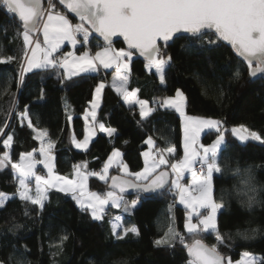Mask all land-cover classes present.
I'll use <instances>...</instances> for the list:
<instances>
[{
    "label": "trees",
    "instance_id": "trees-1",
    "mask_svg": "<svg viewBox=\"0 0 264 264\" xmlns=\"http://www.w3.org/2000/svg\"><path fill=\"white\" fill-rule=\"evenodd\" d=\"M53 2L57 11H63L55 0ZM67 15L74 24L80 22L78 18ZM18 30L22 31L18 21L0 8V56L17 58L10 63H0V127H4L7 119L9 127H4V131L14 130V140L9 149L13 162H18L21 154L37 150L40 145V141L34 139L36 133L28 128L25 121L22 126L15 114L23 112L26 106L32 123L38 130L46 129V138L54 141V172L60 177L72 179L76 165L82 166L87 173H99L114 149L121 152L130 172H138L143 167L145 139L150 136L160 147L165 146L162 137L170 139L177 147V158H182L177 113L160 108L142 121L137 108L126 107L109 85L102 91L95 122L116 129L115 135L98 133L85 151L75 150L71 137L78 140L83 137L82 116L103 78L99 73L65 78L58 67L24 73L21 64L26 67L27 62L21 59L24 46L22 37L17 36ZM206 41L207 37L197 40L180 36L168 44L166 54L171 55L172 63L166 68L165 84L159 82L154 72H147L145 61L134 55L130 63L129 89L138 88V97L149 101L150 107L154 99L159 102L164 97L173 96L179 89L187 98V115L224 121L227 129L244 125L264 138V76L251 80L248 64L239 59L231 47L223 42L220 46L209 45ZM103 46L104 41L92 34L87 44L90 52L95 53ZM113 47L123 48L119 42ZM68 50V47H63L60 55ZM237 69L241 72L238 80L233 76ZM108 75L109 72L105 71L106 80ZM21 79L18 86L17 81ZM9 110H13V114L6 117ZM213 135L209 132L204 140L208 141ZM4 139L6 136L0 135V155L6 151ZM226 140L228 148L223 155L230 157V166L235 168L237 162L241 169L251 165L257 187L264 189V144L240 142L229 130ZM84 162H87L86 168ZM160 170L171 175L167 165ZM117 175H121L117 168L110 171L107 181L89 175L88 189L104 194L110 190L111 176ZM238 187L239 181L231 171H226L214 181L216 198L223 195L226 202L225 208L218 213L219 230L234 234L237 228L243 230L259 226L264 231V203L251 210L242 206L236 196ZM18 189L11 165L0 170V192L13 195L0 209V261L4 264H17V261L21 264H114L116 261H127V264H186L189 259L186 249L179 243L173 247H158L153 243L164 233L167 207L174 197L172 192L165 190L162 195L125 197L138 199L124 225H135L139 236L129 234L125 239L117 240L111 234L106 216L102 221L93 220L89 211H82L70 195L49 189L41 210L37 205L21 201L17 196ZM258 199L264 201V191L259 193ZM25 209L28 216L24 215ZM174 213L178 231L190 244L193 238L184 231L183 225L186 211L175 205ZM14 224L21 227L10 231ZM64 234L68 239L60 251L56 245ZM226 242L231 244V241ZM204 243L208 246L216 243L214 236L206 235ZM219 250L233 261L239 259L244 251L264 259V237L250 242L237 239L232 249L221 246ZM53 252L59 254L54 257Z\"/></svg>",
    "mask_w": 264,
    "mask_h": 264
},
{
    "label": "snow or ice",
    "instance_id": "snow-or-ice-1",
    "mask_svg": "<svg viewBox=\"0 0 264 264\" xmlns=\"http://www.w3.org/2000/svg\"><path fill=\"white\" fill-rule=\"evenodd\" d=\"M59 4L79 19V23H73L63 11L56 10L53 0H48V8L42 5V0H0V8L7 14L17 17L21 22L22 31H17V36L22 37L24 50L21 56L26 60L27 66L21 64L24 73L35 69L63 68L65 76L79 75L81 72L98 71V65L105 69L115 66L113 76V88L127 104L139 105L140 117L143 121L150 114L160 108L174 109L179 113L183 131V157H178L177 147L170 139L165 140V146L156 145L153 137H149L145 143L149 148H155V152L145 151V167L140 172H129L128 166L120 160L121 153L114 149L105 162L102 172L82 173L76 170V179L69 180L53 174V157L51 150L54 141L44 142L48 135L46 129L38 130L31 119V113L27 106L23 112H16L17 118L23 126L28 121L30 128L36 135L34 139L41 141L39 149L40 159H34L33 152L20 155L18 162H13L10 152L14 140V130L5 132L4 127H9L7 119L4 127H0V135L6 136L3 146L6 151L0 155V170L8 165L13 169L14 179L18 180L19 199L37 205L41 210L44 201L48 198L47 191L54 188L58 192L71 194L82 211H90L93 220L102 221L107 214V208H121L131 214L138 203L137 200L127 201L119 193H124L127 188L139 193H157L162 195L165 190L175 192L173 202L168 205L167 230L163 236L153 241L155 246L173 247L179 243L184 246L189 259L186 264H264V259L251 256L244 251L240 258L233 261L230 256L220 252V247L232 249L237 239L243 242L256 240L264 237V231L259 226L249 227L243 230L237 228L235 233L221 232L218 226V213L226 206L223 195L216 198L214 181L223 176L226 171L239 181L240 187L236 189V196L240 198L242 206L249 210L257 204L264 203L258 199L259 193L264 189L257 187L253 175L252 166L241 169L230 166V157L224 156L228 148L226 134L227 128L224 121L217 119H204L188 116L185 113L187 98L179 89L175 97H164L159 102L139 99V89L128 90L130 69L129 62L134 55L132 50L138 52L147 61L145 67L155 69L160 83H166V68L172 63L170 54H166L168 42L172 41L177 33H187L189 37L203 40L207 37V44L220 46L221 42L231 46L237 56L247 62L249 74L255 76L264 73V0H59ZM47 11V19H44ZM41 21L42 27H41ZM43 45L39 39L35 40V46L31 47V55L28 54L29 46L34 43L33 33L41 32ZM92 32L99 34L104 40V46L94 56L87 51L79 56L73 53L60 55L61 46L65 42L76 44H88ZM78 36L83 40L78 41ZM113 37H122L127 45V50H119L113 47ZM163 41V46L159 43ZM57 54V55H54ZM17 59L15 56H0V63H10ZM253 64L255 65L253 67ZM234 79L241 77L239 69L233 74ZM22 79L17 81V85ZM104 83H100L95 89V95L91 102V111H85V118L89 115L93 120L96 117V108L99 107V97L104 89ZM7 91V89H6ZM223 95V92H221ZM13 110L6 113L10 117ZM71 120V116L68 117ZM100 131L112 136L116 129L99 124ZM205 129L215 130V140L210 144L199 143L200 133ZM231 134L240 141H259L264 144V138L256 131H250L246 126L240 125L231 128ZM91 138L90 130L86 129L83 141L73 139L77 148L87 149ZM43 164L48 170V177L44 178L36 173V165ZM116 164L120 171L128 176H134L136 181L130 182L118 176H111V189L104 194L85 192L86 181L89 175H96L99 179L107 181L108 170ZM169 166L171 175L162 166ZM79 168V166H74ZM87 167V162H84ZM191 177L190 183H181L185 174ZM35 178V196L30 195V181ZM43 185V187H42ZM79 192V195L77 193ZM12 197L0 192V209L5 207L6 201ZM178 199L179 204L186 210L184 229L192 237V242H186L185 236L173 227L175 223L174 206ZM25 216L29 215L27 209ZM122 217H113L109 220L111 234L117 240L125 239L129 234L139 236L135 225L125 226L119 221ZM195 220V222H193ZM21 227L14 224L10 231ZM122 229V231H118ZM206 235H213L216 243L208 246L204 243ZM68 235L60 237L56 245L63 250L64 241ZM226 241H231V244ZM58 252H53L55 257ZM0 264H4L0 261ZM17 264H21L17 261ZM114 264H127V261H116Z\"/></svg>",
    "mask_w": 264,
    "mask_h": 264
},
{
    "label": "crops",
    "instance_id": "crops-1",
    "mask_svg": "<svg viewBox=\"0 0 264 264\" xmlns=\"http://www.w3.org/2000/svg\"><path fill=\"white\" fill-rule=\"evenodd\" d=\"M47 19V18H46ZM45 19V20H46ZM80 38H82L81 36H78V41H79V39ZM40 43L43 45V35H42V31H41V33H40ZM63 47H68V51H66L65 53H73L74 55H76V56H79L80 54H82L83 52H85L83 49H81V48H79L78 49V43L76 44V46L75 47H73V45L71 44V43H68V42H65V44H63L62 46H61V49L63 48ZM115 49H117V50H119V49H121V48H117V47H114ZM99 50H101V48L99 49ZM99 50H97V51H99ZM96 51V52H97ZM88 52V51H87ZM95 52V53H96ZM65 53H62L61 55H63V54H65ZM89 53V55L90 56H94L95 55V53H92V52H88ZM54 55H57V54H54ZM134 58V55L132 56V59ZM131 59V60H132ZM130 63H131V61L129 62V69H130ZM61 70H62V72H63V74H64V72H65V70L63 69V68H60ZM99 69H103L104 71H106V72H109V75H108V78H107V80L106 81H100L99 83H98V85L100 84V83H104V85L105 86H107V85H109L112 89H113V91L116 93V95L119 97V99H120V101L126 106V107H136L137 108V110H138V112H139V114H140V108H139V105H135V104H127V103H125V101H124V99L121 97V95H119L118 93H117V91L113 88V76H114V74H115V72H116V69H115V66H113L112 68H108V69H105V68H103L102 66H99L98 65V70ZM34 70H36L35 68H34ZM97 73V71H91V72H87V73H85V72H81L80 74H96ZM79 74V75H80ZM75 76H78V75H74V76H70V77H68V76H65L64 75V77L65 78H72V77H75ZM129 80H130V78H129ZM97 85V86H98ZM96 89V88H95ZM128 90L129 91H131V89H129V87H128ZM103 91V90H102ZM95 95V90H94V92H93V95H92V99H91V101L88 103V107L86 108V110H88L89 112L91 111V102H92V100H93V96ZM101 95H102V92H101V94H100V97H99V107H100V102H101ZM137 97H138V95H137ZM139 98V97H138ZM140 99V98H139ZM150 106V105H149ZM99 107L98 108H96V115H97V112H98V110H99ZM164 109V108H163ZM85 110V111H86ZM172 110H174V109H172ZM175 111V110H174ZM176 112V111H175ZM177 113V112H176ZM177 115H178V117H179V120H180V127H181V145H182V157H183V131H182V123H181V117H180V115H179V113H177ZM187 115V114H186ZM188 116H190V115H188ZM83 121H84V134H83V137L81 138V139H76L74 136H72L71 137V142H72V146H73V148L75 149V150H77V151H85L86 149H80V148H77L75 145H74V143H73V139H75V140H77V141H83L84 140V137H85V134H86V129H88V130H90V132H91V138H90V140H89V142H88V146H89V144L91 143V141L96 137V135L98 134V133H102V134H105V135H107V136H109L106 132H102V131H100V128H99V124H96V122H95V120H96V117H95V120H93V118H92V116L91 115H89L87 118H85V112H84V114H83ZM194 117H198V116H194ZM200 118H204V119H214V118H206V117H200ZM27 124H28V121H25ZM105 127H107V126H105ZM232 128V127H231ZM231 128H229V129H227V130H229L230 132H231ZM209 132H213L214 133V135H213V137L211 138V139H209L208 141H205L204 140V138H206V136H207V134L209 133ZM115 135V132L112 134V136H114ZM216 135H217V133L215 132V130H209V129H205L204 131H202L201 133H200V138H199V143H201V144H204V145H208V144H210L213 140H215V138H216ZM149 137H147L146 139H145V141L148 139ZM236 138V137H235ZM237 139V138H236ZM40 141V140H39ZM48 141V139L46 138V136L44 137V142L46 143ZM259 142V141H258ZM40 146H41V141H40V145H39V148L37 149V150H34V151H32L33 152V157H34V159H40L41 157H40V154H39V149H40ZM145 146H146V148H145V150L143 151V152H145V151H150V152H155L156 151V149L155 148H149V146L145 143ZM88 148V147H87ZM52 150H53V148H52ZM117 150V149H116ZM120 152V151H119ZM112 153V152H111ZM111 153H110V155H111ZM121 153V152H120ZM51 155H52V157H53V161H52V164H53V174L54 175H56V173L54 172V155H53V151H52V153H51ZM109 155V156H110ZM109 156H108V158H109ZM108 158L106 159V161L105 162H107L108 161ZM120 160H122V154H121V156H120V158H119ZM142 159H143V167H142V169L140 170V171H142L143 169H144V167H145V162H144V157H143V155H142ZM19 161V160H18ZM123 161V160H122ZM105 162H104V164H105ZM124 163V162H123ZM104 164H103V166H104ZM125 164V163H124ZM76 166H79V165H76ZM103 166L100 168V170H99V173H101L102 172V169H103ZM113 168H117L118 170H119V173L121 174V175H123V176H126V177H130V178H132L134 181H136V178L134 177V176H128V175H126V174H124L122 171H120V168L116 165V164H114L111 168H109V170H108V177H109V174H110V171L113 169ZM76 170H80L82 173H87L85 170H84V168L82 167V166H79V168L77 169V168H74V171H73V177H72V179H69V180H74V179H76V177H75V175H74V172L76 171ZM159 170V169H158ZM157 170V171H158ZM129 171V170H128ZM140 171H138V172H140ZM130 172V171H129ZM36 173H37V175H41V176H43L44 178H47L48 177V170L46 169V168H44V166H43V164H37L36 165ZM56 176H58V175H56ZM107 177V178H108ZM88 180V179H87ZM17 181V183H18V180H16ZM190 181H191V177H190V175L189 174H185V179L184 180H182L181 181V183H190ZM31 182V184H30V191H29V194L30 195H33V196H35V187H36V181H35V178L33 177L32 178V181H30ZM136 182H139V183H142L141 181H136ZM86 183H87V181H86ZM42 187H43V185H42ZM86 188H88L87 186H86ZM85 188V192H93V191H90L89 189H86ZM52 189H54V188H52ZM55 190V189H54ZM62 193H64V192H62ZM173 193V195H177L174 191L172 192ZM66 194V193H65ZM68 195H70L71 196V194H68ZM72 197V196H71ZM125 198V197H124ZM126 199V198H125ZM127 201H129V202H131L132 200H137V199H126ZM75 201V200H74ZM75 203H76V201H75ZM138 204V203H137ZM76 205H77V203H76ZM175 205H178V206H180V207H182L184 210H185V208H184V206L183 205H181V204H179V202H178V199H177V201H176V203H175ZM78 206V205H77ZM137 206V205H136ZM78 207H80V206H78ZM107 208H112L115 212H116V216L117 215H121V216H123V219L122 220H125V218L126 217H128V216H131L132 215V212H133V210L134 209H132V211H131V214H129V213H126V212H124L123 211V206L121 207V208H114V207H111L110 206V204L107 206ZM167 210H168V207H167ZM186 211V210H185ZM168 212V211H167ZM89 213H90V211H89ZM120 223V222H119ZM122 224H124V222L122 223ZM173 227L176 229V230H178L177 229V226H176V223H174L173 224ZM118 231H122V229H118ZM185 231V230H184ZM186 232V231H185ZM164 234V233H163ZM163 236V235H162ZM161 236V237H162Z\"/></svg>",
    "mask_w": 264,
    "mask_h": 264
},
{
    "label": "water",
    "instance_id": "water-1",
    "mask_svg": "<svg viewBox=\"0 0 264 264\" xmlns=\"http://www.w3.org/2000/svg\"><path fill=\"white\" fill-rule=\"evenodd\" d=\"M55 1H56L57 4L60 6V8H61L65 13H67V10L64 9L62 5L59 4V0H55ZM43 3H44V0H42V5H43ZM67 14H69V15L72 16V17H75V15L72 14V13H67ZM13 17H14V16H13ZM14 18H15V19L18 21V23L21 25V22L19 21V19H18L17 17H14ZM75 18H77V17H75ZM34 34H35V33H33V35H34ZM92 34L95 35V36H97V38H99L100 40L104 41L103 38H102L101 36H99V34H97V33H95V32H92ZM180 36L189 37V35H188L187 33H177V34L174 36L173 40L176 39V38H178V37H180ZM190 38H191V37H190ZM112 39H113V45H114L115 43L119 42V43H121V45L123 46V48H124L125 50H127V45H126V43L123 41V38H122V37H113ZM173 40H172V41H173ZM172 41H169L168 44L171 43ZM159 43L163 46V43H164V42H163V41H160ZM223 43H224V42H223ZM225 44L228 45L227 43H225ZM228 46L231 47L230 45H228ZM132 51L134 52V55H135L136 57L141 58V59H143L145 62H147V61L145 60V58H144L143 56H141L138 52H136L135 50H132ZM235 54H236V53H235ZM237 57H238L239 59H241L244 63L247 64V62L244 61V59H243L242 57H239V56H237ZM254 66H255V65L253 64V67H254ZM249 75H250V74H249ZM262 76H264V73H257L255 76H251V75H250L251 80H257V79H259V78L262 77ZM117 176H118V177H121L122 179H124V180H126V181L136 182V181H134L133 179H131V178H129V177H126V176H123V175H117ZM136 183H139V182H136ZM111 184H112V180L110 179V182H109V189H110V190H113V189H111ZM115 191H116L118 194L122 195L123 197L134 196V195L137 194L136 190L133 189V188H127L126 191H125L124 193H119V189H118V188L115 189ZM139 194H142V195H144V196H149V195H153V194H157V193H151V192H149V193H144V192H141V193H139ZM186 252H187V251H186ZM187 256H188V254H187ZM188 258H189V257H188Z\"/></svg>",
    "mask_w": 264,
    "mask_h": 264
},
{
    "label": "rangeland",
    "instance_id": "rangeland-1",
    "mask_svg": "<svg viewBox=\"0 0 264 264\" xmlns=\"http://www.w3.org/2000/svg\"><path fill=\"white\" fill-rule=\"evenodd\" d=\"M41 33V32H40ZM40 33L36 36V38H34L35 36L33 35V41H34V43L32 44V45H30L29 46V55H31V51H30V48L32 47V46H35V40L36 39H39L40 40ZM146 63L147 62H145V64H144V67H145V65H146ZM145 69H146V71L147 72H154L155 73V69H151V70H149V69H147L146 67H145ZM34 70V69H33ZM156 74V73H155ZM157 75V74H156ZM157 77H158V75H157ZM158 79H159V77H158ZM103 81H106V79H103ZM159 82H160V80H159ZM181 91V90H180ZM170 97H175V94L173 95V96H170ZM238 139V138H237ZM239 140V139H238ZM240 141V140H239ZM249 141H253V140H249ZM240 142H242V141H240ZM246 142V141H245ZM7 151H9V149H7ZM52 151L53 150H51V153H52ZM16 180V179H15ZM32 181V180H31ZM30 184H31V182H30ZM86 186L88 187V185H87V183H86ZM86 189H88V188H86ZM107 192V191H106ZM105 192V193H106ZM97 193V192H96ZM98 194H100V193H98ZM77 195H79V192L77 193ZM8 196H10V197H13V195H8ZM17 196H19V194L17 195ZM78 205V204H77ZM106 208H107V206H106ZM110 210H112V211H114L112 208H107V212L108 211H110ZM114 217H122V219H123V216H121V215H115ZM166 217V216H165ZM185 217H186V215H185ZM167 218V217H166ZM165 218V227H164V229H163V232H165L166 230H167V219ZM120 220L119 222L120 223H123L124 222V220ZM193 222H195V220L193 221ZM184 224H185V221H184ZM183 224V225H184ZM185 230V229H184ZM243 253V252H242ZM241 253V254H242ZM251 256H255V257H257V258H259V255H257V254H254V253H249Z\"/></svg>",
    "mask_w": 264,
    "mask_h": 264
},
{
    "label": "built area",
    "instance_id": "built-area-1",
    "mask_svg": "<svg viewBox=\"0 0 264 264\" xmlns=\"http://www.w3.org/2000/svg\"><path fill=\"white\" fill-rule=\"evenodd\" d=\"M53 1H54V0H53ZM44 8H45V9L48 8V0H45V1H44ZM46 18H47V11L45 12V16H44V19H46ZM42 23H43V21H41V27H42ZM39 33H40V32H36V33L34 34V36H35L34 38H36V36H37ZM91 35H92V33H91L90 36H89V40H90V38H91ZM81 37H82V36H81ZM82 40H83V37L79 39V41H82ZM79 48L83 49L84 51H88V52H90L89 48H87V44H82V43H79V42H78V49H79ZM97 73H99V74L102 76V78L105 79V71H104L103 69H99V70L97 71ZM105 216L110 220V219H112V218L115 216V213H114V211L110 210V211L107 212V214H106Z\"/></svg>",
    "mask_w": 264,
    "mask_h": 264
}]
</instances>
